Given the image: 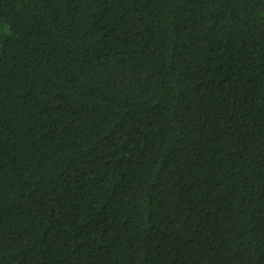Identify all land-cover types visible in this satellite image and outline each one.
<instances>
[{"label": "trees", "instance_id": "16d2710c", "mask_svg": "<svg viewBox=\"0 0 264 264\" xmlns=\"http://www.w3.org/2000/svg\"><path fill=\"white\" fill-rule=\"evenodd\" d=\"M0 264H264V0H0Z\"/></svg>", "mask_w": 264, "mask_h": 264}]
</instances>
